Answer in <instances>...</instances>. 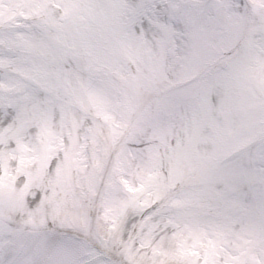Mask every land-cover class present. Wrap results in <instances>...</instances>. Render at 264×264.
Masks as SVG:
<instances>
[{
    "label": "snow or ice",
    "instance_id": "snow-or-ice-1",
    "mask_svg": "<svg viewBox=\"0 0 264 264\" xmlns=\"http://www.w3.org/2000/svg\"><path fill=\"white\" fill-rule=\"evenodd\" d=\"M0 264H264V0H0Z\"/></svg>",
    "mask_w": 264,
    "mask_h": 264
}]
</instances>
